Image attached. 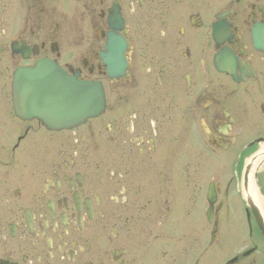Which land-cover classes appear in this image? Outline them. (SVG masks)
<instances>
[{"label": "flooded vegetation", "instance_id": "af4514ba", "mask_svg": "<svg viewBox=\"0 0 264 264\" xmlns=\"http://www.w3.org/2000/svg\"><path fill=\"white\" fill-rule=\"evenodd\" d=\"M42 62L101 114L18 116ZM0 264H264V0H0Z\"/></svg>", "mask_w": 264, "mask_h": 264}, {"label": "water", "instance_id": "95a60500", "mask_svg": "<svg viewBox=\"0 0 264 264\" xmlns=\"http://www.w3.org/2000/svg\"><path fill=\"white\" fill-rule=\"evenodd\" d=\"M53 74L42 63L14 74L13 102L17 114L26 111L49 129L68 130L97 117L104 109V94L99 84L68 76L62 80L51 77ZM21 92L27 93L28 97L24 98L27 102L21 101Z\"/></svg>", "mask_w": 264, "mask_h": 264}, {"label": "rangeland", "instance_id": "374dc122", "mask_svg": "<svg viewBox=\"0 0 264 264\" xmlns=\"http://www.w3.org/2000/svg\"><path fill=\"white\" fill-rule=\"evenodd\" d=\"M192 153H193L192 151H183V154H187L188 155V158H186V160H184V162H189V161L192 160V158H193ZM194 153H196V152H194ZM191 155H192V157H191Z\"/></svg>", "mask_w": 264, "mask_h": 264}]
</instances>
